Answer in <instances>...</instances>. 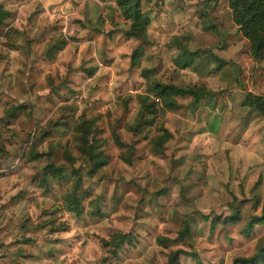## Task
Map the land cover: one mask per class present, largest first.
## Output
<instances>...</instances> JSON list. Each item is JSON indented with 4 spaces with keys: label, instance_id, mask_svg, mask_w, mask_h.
<instances>
[{
    "label": "rangeland",
    "instance_id": "rangeland-1",
    "mask_svg": "<svg viewBox=\"0 0 264 264\" xmlns=\"http://www.w3.org/2000/svg\"><path fill=\"white\" fill-rule=\"evenodd\" d=\"M0 222L32 264H233L264 248V116L244 105L264 97V63L231 21L225 0H142L145 43L127 39L115 0H0ZM142 55L133 64V52ZM220 59L224 64L219 63ZM150 79L211 93L195 107L159 112L132 134L136 96ZM93 121L104 166L93 177L73 139ZM171 138L161 154L151 142ZM115 134L126 144L119 148ZM41 157L32 160V156ZM63 167L62 179L44 176ZM78 213L62 198L77 176ZM236 216L234 223L223 220ZM190 237L176 240L184 222ZM129 235L112 255L113 236ZM158 238L169 239L166 247Z\"/></svg>",
    "mask_w": 264,
    "mask_h": 264
},
{
    "label": "trees",
    "instance_id": "trees-1",
    "mask_svg": "<svg viewBox=\"0 0 264 264\" xmlns=\"http://www.w3.org/2000/svg\"><path fill=\"white\" fill-rule=\"evenodd\" d=\"M142 0H115L118 10L121 12L125 21L129 23L128 28L123 32L127 39L138 40L142 43L146 42L147 29L150 26L151 19L142 11ZM214 1V0H213ZM227 7L231 13V21L238 28L241 36L249 44V54L251 58L258 63H264V0H225ZM8 13L0 4V26L3 24ZM142 55L140 48L136 49L132 54L133 64L138 61ZM216 60L224 64L220 59ZM143 76L147 82L146 90L136 96L138 104V112L135 117L134 124L128 126L127 131L132 134L141 133L146 127L154 123V119L159 112H170L179 109V99H191V106L195 107L200 100L207 99L211 93L203 88L186 87L180 88L172 84H164L160 81L150 79L148 72L143 71ZM244 105L257 111L264 116V97L247 96ZM93 121L86 117H81L74 127L73 139L78 145V149L85 163L86 175L91 178L104 166V159L99 151L96 141L92 137ZM114 142L119 148H124L126 144L113 134ZM171 138L170 133L166 129H160L158 135L152 140V151L161 154L164 145ZM41 156L34 154L32 160ZM66 170L63 167L47 166L44 169V176L51 179H62ZM76 180L70 184L69 190L62 198L64 211L66 213H78L81 203V183L82 178L78 170H73ZM21 201V197H15L9 203L15 205ZM236 216L226 218L223 223H234ZM264 218L254 217L245 227V233L248 236L251 229L255 225L263 224ZM129 235L113 236L112 243L108 245L114 247L112 255H116V250L127 241ZM190 237L189 222H184L180 229L176 240L185 242ZM158 245L166 247L171 241L165 238H158ZM181 256L191 257L198 262L199 258L195 252L188 253L182 250L171 252L168 256V264H178ZM233 264H264V248H258L255 255L251 258H237Z\"/></svg>",
    "mask_w": 264,
    "mask_h": 264
},
{
    "label": "crops",
    "instance_id": "crops-1",
    "mask_svg": "<svg viewBox=\"0 0 264 264\" xmlns=\"http://www.w3.org/2000/svg\"><path fill=\"white\" fill-rule=\"evenodd\" d=\"M9 202L10 200L0 207L6 214H10L11 206ZM6 224L7 222H0V264H32L24 260L22 243L15 242L12 245L13 241L11 242L10 239L13 235L10 237V231L6 228Z\"/></svg>",
    "mask_w": 264,
    "mask_h": 264
}]
</instances>
